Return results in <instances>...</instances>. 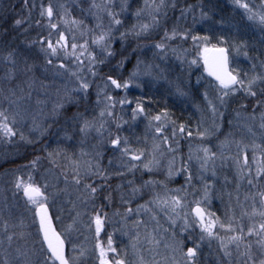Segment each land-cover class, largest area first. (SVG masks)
<instances>
[{
    "label": "snow or ice",
    "instance_id": "obj_1",
    "mask_svg": "<svg viewBox=\"0 0 264 264\" xmlns=\"http://www.w3.org/2000/svg\"><path fill=\"white\" fill-rule=\"evenodd\" d=\"M230 3L239 21L221 0L0 8V141L56 145L5 173L30 215L0 202V264H202L213 242L215 264H264V0ZM168 98L200 112L195 128ZM225 123L245 135L220 140ZM218 185L222 201L234 189L222 216Z\"/></svg>",
    "mask_w": 264,
    "mask_h": 264
},
{
    "label": "rangeland",
    "instance_id": "obj_2",
    "mask_svg": "<svg viewBox=\"0 0 264 264\" xmlns=\"http://www.w3.org/2000/svg\"><path fill=\"white\" fill-rule=\"evenodd\" d=\"M2 1H5V0H0V4ZM57 2L58 3H68L70 7L73 4V0H57ZM142 2H143V0H137V3H142ZM221 2L225 6V10L226 9L231 10L232 14L235 15L236 20L240 19L239 18L240 16L238 14L233 13V9H232V5L230 3V0H221ZM252 2L259 4L260 0H252ZM226 12H227V10H226ZM72 14L76 15L78 18H82L78 9L73 11ZM148 55L150 57L151 53H149ZM240 64H241V67H244L246 69L249 67V62H247L243 57H240ZM192 79L194 82L195 76H193ZM131 94L138 96L141 94V91L139 89H133ZM168 99L172 101V105H173L172 108H178V109H173L176 116L179 117L181 120L190 123L193 126V128H195L197 121L200 119V112L197 109H195L194 107H191V106L185 107L184 105L177 102L174 98H168ZM228 118L230 119L231 115ZM205 119L207 120V122L209 124L211 123V113L210 112L205 113ZM38 120H39V117H38ZM27 123L30 126L31 120L29 119ZM24 130H25V133L27 134V128H25ZM144 131H145V123L141 122V123H139L138 127L136 128V132L139 135H143ZM229 131H234L237 133V135H236L237 140H239L242 135H245L243 130L238 129V128L237 129H230L228 124L225 123L223 130H222V134L219 136V139L220 140L224 139V134H227ZM46 142L50 143L52 147L56 146L55 142H54V137L53 138H46ZM257 142H259V141H257ZM191 143L193 144V146H195L196 144L200 143V141L198 139H194L191 141ZM217 143H218V140L216 138H212V144L216 145ZM6 144H8V143L0 141V156L1 157H4L6 155L5 150L3 148L4 145H6ZM188 144H189L188 140L181 141V150H182V153L185 156V158L187 157V154H188ZM149 147H150V142H149ZM214 150H216V149L214 148ZM230 152H232V153L235 152V145L231 146ZM227 154H228V152H226V155ZM112 155L113 154L110 152H105L104 158L102 160V164L105 167H109L108 160H109V158L112 157ZM249 155H251V153H249ZM165 163H166V161H165ZM48 167H49L48 162L42 161L41 165H40L39 172L43 173L44 169H46ZM225 171L227 172L228 169H225ZM37 178L39 179V175L37 176ZM147 178L148 177L145 176V179H147ZM157 178L158 179L164 178L163 170H161V172L157 175ZM10 180H11L10 175H4V176L1 175L0 176V202H2L5 197H7L9 204H15L16 205V208L14 209L15 214L17 216L24 215L25 217H27L30 214L27 213V211H26V208L24 205V200L21 197V195L17 194V196L15 198H13L11 186L9 183ZM118 182H119L118 178H113V181H112L113 185H115ZM183 184H184V176L181 175V176L175 177L173 182L169 184V187H179ZM229 191H232L234 194V189L232 188V186L227 187L226 189H224V195H223V201H222L220 198L221 193H220L219 185L217 186V191H216V194L214 195V197L212 199V205H211L212 211L216 212L217 215H221V216L223 215L224 204L228 201L227 192H229ZM137 202H142V201H137ZM60 203H61L60 201H57L58 205ZM109 207H112L111 208L112 210L109 211L110 215H111L114 207L115 208L120 207L118 196L116 197L115 203ZM53 210H55V209H53ZM106 210L108 211L109 208H106ZM118 220H119V218L116 217L114 219L113 223L108 224L107 225V231L111 232L113 227L119 228L120 224L116 223V221H118ZM164 226L167 227V224H165ZM85 235H87V233H85ZM83 238H84L83 236H80L79 240H83ZM115 239H116L117 243L120 244L121 246L128 242L127 237L121 236L119 232L116 233ZM215 249H216V243L215 242H213V244H212V249H209L207 246L204 247V255L202 257V264H215V262H216V256L214 254ZM160 251L163 253L164 252L163 248H161ZM69 252H70V248H69ZM166 254L169 256L172 255L170 250ZM157 259H160V257H157Z\"/></svg>",
    "mask_w": 264,
    "mask_h": 264
},
{
    "label": "trees",
    "instance_id": "obj_3",
    "mask_svg": "<svg viewBox=\"0 0 264 264\" xmlns=\"http://www.w3.org/2000/svg\"><path fill=\"white\" fill-rule=\"evenodd\" d=\"M4 5H15L16 9L19 10L20 7V0H5L2 1L0 4V8H2ZM227 10V12H226ZM225 12L227 14H232L231 10L226 9ZM240 18V17H239ZM240 20V19H239ZM237 20V21H239ZM131 67V65H129ZM168 104L171 107L172 111L173 109L178 108H172V101L168 99ZM233 108L236 107V105L232 106ZM46 141H41L40 143L33 145H24V144H6L4 145V150L6 155L4 157L0 156V176L5 175V173H10L12 169L17 167L18 165H23L27 163L29 160H31L35 155H45V153L42 151V148L44 146V143ZM42 162V161H41ZM43 162H46V160H43ZM109 210L105 211L109 212L111 211L112 207H108Z\"/></svg>",
    "mask_w": 264,
    "mask_h": 264
}]
</instances>
